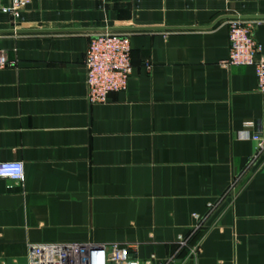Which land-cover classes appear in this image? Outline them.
<instances>
[{
    "label": "crops",
    "instance_id": "1",
    "mask_svg": "<svg viewBox=\"0 0 264 264\" xmlns=\"http://www.w3.org/2000/svg\"><path fill=\"white\" fill-rule=\"evenodd\" d=\"M229 15H264V0H31L16 20L0 10V30L40 29L0 32L12 62L0 67V162L25 171L0 177V264H29L31 243L72 242L120 243L157 264L212 204L200 253L176 264H264V153L226 194L264 133L255 66L222 65ZM249 19L264 46V17ZM100 27L139 28L122 30L127 88L92 104L84 59Z\"/></svg>",
    "mask_w": 264,
    "mask_h": 264
},
{
    "label": "built area",
    "instance_id": "2",
    "mask_svg": "<svg viewBox=\"0 0 264 264\" xmlns=\"http://www.w3.org/2000/svg\"><path fill=\"white\" fill-rule=\"evenodd\" d=\"M31 0H11L8 5H0V10L13 20L21 17L22 11ZM1 2V0H0ZM229 39L230 53L222 65H254L257 74V88L264 92V54L263 44L254 36L255 19L230 18ZM84 63L87 69V99L92 104L106 103L109 94L127 88L132 73L130 33L122 31H103L94 33L88 43ZM12 64L4 54H0V67ZM256 143L254 154L242 173L238 174L226 194L233 192L236 185L252 164L264 153V133L257 130L252 135ZM0 177L24 181L25 171L22 161L7 160L0 162ZM210 205L206 216L198 218V222L189 233L179 241L178 253L166 260H157V264H176L179 253L185 259L196 257L201 249L200 233L205 220L213 209ZM29 264H142L139 259L130 257L127 245L114 243L111 245H95L92 243H31L28 248ZM155 257L147 260L153 264Z\"/></svg>",
    "mask_w": 264,
    "mask_h": 264
},
{
    "label": "water",
    "instance_id": "3",
    "mask_svg": "<svg viewBox=\"0 0 264 264\" xmlns=\"http://www.w3.org/2000/svg\"><path fill=\"white\" fill-rule=\"evenodd\" d=\"M229 16H232V15H229ZM232 16L231 18H262L264 17V15H248V16ZM221 19V18H219ZM218 19V20H219ZM217 22V21H216ZM135 28H139V27H100L98 28L99 30H102V31H106V30H109V31H122V30H131V29H135ZM31 30H40V29H22V28H19V29H15V28H12V29H2L0 30V32H25V31H31Z\"/></svg>",
    "mask_w": 264,
    "mask_h": 264
}]
</instances>
